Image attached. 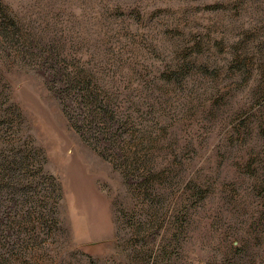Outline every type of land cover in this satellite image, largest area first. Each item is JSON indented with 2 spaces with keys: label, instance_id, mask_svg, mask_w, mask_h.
Wrapping results in <instances>:
<instances>
[{
  "label": "rangeland",
  "instance_id": "obj_1",
  "mask_svg": "<svg viewBox=\"0 0 264 264\" xmlns=\"http://www.w3.org/2000/svg\"><path fill=\"white\" fill-rule=\"evenodd\" d=\"M0 264H264V0H0Z\"/></svg>",
  "mask_w": 264,
  "mask_h": 264
}]
</instances>
